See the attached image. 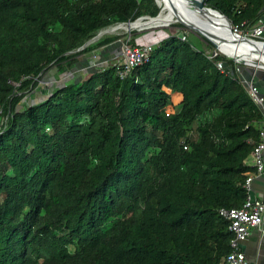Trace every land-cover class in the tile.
Listing matches in <instances>:
<instances>
[{
    "label": "trees",
    "instance_id": "1",
    "mask_svg": "<svg viewBox=\"0 0 264 264\" xmlns=\"http://www.w3.org/2000/svg\"><path fill=\"white\" fill-rule=\"evenodd\" d=\"M205 2L233 27L263 21L264 0ZM161 4L0 0V264H219L231 251L219 209L247 197L264 110L211 41L181 30L124 77L109 62L36 96L47 71L123 37L78 50L100 31Z\"/></svg>",
    "mask_w": 264,
    "mask_h": 264
},
{
    "label": "built area",
    "instance_id": "2",
    "mask_svg": "<svg viewBox=\"0 0 264 264\" xmlns=\"http://www.w3.org/2000/svg\"><path fill=\"white\" fill-rule=\"evenodd\" d=\"M137 20L136 22L141 23L138 27L142 25L145 26L147 23H151L152 17L141 16L140 19ZM233 28L235 32L239 34L264 41V21L254 25L251 29H241L238 26ZM181 38L186 39L187 32L181 34ZM152 49L153 43L149 42H137L134 45L128 41L122 42L120 54L112 60L111 64L115 65L120 76L124 77L136 66L147 61ZM207 55L210 59L218 57L219 55L229 57L217 47L213 51L207 52ZM216 65L220 70L225 71V64L222 59H218ZM238 69L241 70V67L238 66ZM244 83L248 88L250 96L255 102L260 104L264 110V95L261 93L258 84L252 81V79L244 81ZM1 114L2 107L0 105V117ZM252 166L254 169L247 172L244 183L247 190V197L244 203L240 207H221L219 209V214L229 221L228 227L232 232L230 241L231 251L221 259L219 264H249L242 245L249 236L251 229L256 227L264 228V199L252 196L250 193L254 176L264 171V126L260 131V141L256 143L252 149Z\"/></svg>",
    "mask_w": 264,
    "mask_h": 264
},
{
    "label": "crops",
    "instance_id": "3",
    "mask_svg": "<svg viewBox=\"0 0 264 264\" xmlns=\"http://www.w3.org/2000/svg\"><path fill=\"white\" fill-rule=\"evenodd\" d=\"M264 21V15H263ZM123 42V41H121ZM120 41L114 42L107 46L102 47L98 52H94L92 55L81 54L78 56V61L73 66L74 70L63 72L62 76L56 78H62V80H83L91 72L94 71L95 67L99 65H104L111 63L115 57L120 54L121 44ZM147 42V41H146ZM137 43V42H136ZM142 43H145L142 42ZM72 69V68H71ZM53 71L55 69L49 70L47 72V79L53 78ZM241 75L243 81H249L252 79L260 87L261 93L264 95V75L261 73H254L251 68H241ZM264 126V119H263ZM250 193L252 196L264 199V171L260 174H256L251 183ZM242 248L245 251L247 260L249 264H264V228H253L250 231L249 236L244 241Z\"/></svg>",
    "mask_w": 264,
    "mask_h": 264
},
{
    "label": "bare ground",
    "instance_id": "4",
    "mask_svg": "<svg viewBox=\"0 0 264 264\" xmlns=\"http://www.w3.org/2000/svg\"><path fill=\"white\" fill-rule=\"evenodd\" d=\"M163 14L154 21L163 19L170 20L169 14H172L175 21L177 17L188 24L198 28L206 33L217 43L218 48L226 55L234 58L250 62L252 65L264 68V43H251L246 41H234L223 29L222 22L217 16L210 14L198 13L189 4L188 0H162ZM171 22V21H170ZM139 22H136L138 24ZM133 24V26H136ZM150 25V24H148ZM258 61V62H255Z\"/></svg>",
    "mask_w": 264,
    "mask_h": 264
},
{
    "label": "rangeland",
    "instance_id": "5",
    "mask_svg": "<svg viewBox=\"0 0 264 264\" xmlns=\"http://www.w3.org/2000/svg\"><path fill=\"white\" fill-rule=\"evenodd\" d=\"M162 1V0H161ZM157 2L159 4H161L159 2V0H157ZM162 6V4H161ZM161 14H163V8L161 7ZM172 14H169V16ZM140 19V18H139ZM138 19V20H139ZM137 20V21H138ZM143 20V19H141ZM171 21V22H170ZM176 22L178 21H172L171 17L170 20H167L166 18L163 20H159V21H152L151 23H147V25H142L139 26L141 23L139 22L138 24H136L137 27H132L131 25H129V23H121L119 25H114V26H110L106 29H104V33L103 34H114V33H119L122 34L123 37L121 39H119L118 41H124L123 39H129L130 37H135V43L139 42H149V43H153L157 44L161 39L167 37L169 34H176L177 32L179 33L181 30L182 31H186L187 35L190 34V36H194L195 38H199V34L197 32H195L193 29L187 27V26H179L176 25ZM150 24V25H148ZM102 34V35H103ZM201 39V38H200ZM202 40V39H201ZM117 41V42H118ZM203 42V41H202ZM205 44V42H203ZM122 45V42L120 44V46ZM93 54V53H92ZM91 54V55H92ZM247 68H255L251 65H247ZM52 69H55V67H53ZM256 71H264V69H255ZM52 71V70H51ZM48 72V71H47ZM47 72L45 74H43L40 78H39V85H38V94L36 93V96H40L42 93L45 92V90H47L51 85L53 86L54 83L57 82L58 78H56V76H62L63 73H59L58 75L56 74V72L53 71V75L55 76L54 78H49L47 79ZM70 72V70H69ZM59 79H62L59 77ZM81 81V80H80ZM170 93V99L168 101L169 106H171L172 104L176 105L180 99H181V93L177 92V91H171L170 89L168 90ZM30 100L27 98H23L22 99V103L24 105H29Z\"/></svg>",
    "mask_w": 264,
    "mask_h": 264
},
{
    "label": "water",
    "instance_id": "6",
    "mask_svg": "<svg viewBox=\"0 0 264 264\" xmlns=\"http://www.w3.org/2000/svg\"><path fill=\"white\" fill-rule=\"evenodd\" d=\"M189 4L193 7V9H195L198 13H204V14H210L213 16H217L221 22H222V29L230 36L232 37V39H234V41H246V42H251V43H264V41L261 40H257L254 38H250L247 36H244L242 34H239L237 32H235L232 22L231 20L223 13H221L219 10L214 9L212 7H209L206 5L205 0H188ZM162 11V10H161ZM161 11L160 13L155 16L152 17V21L154 19H157L160 15H161ZM140 18V17H139ZM176 21L182 23L184 26H187L191 29H193L195 32H197L199 35L205 37L207 40L211 41L217 48V43L214 39H212L210 36H208L206 33H203L201 30H199L198 28L192 26L191 24L186 23L185 21H183L182 19H179V17H177L175 19ZM151 21V22H152ZM133 24H136V21L133 22H129V25H131L132 27H136L133 26ZM104 33V30L100 31L94 38L90 39L89 41H87L83 46H81L78 50L82 49L83 47H85L88 43L94 41L95 39L99 38L102 34ZM229 58L233 59L234 61H236L237 63H239V65H241L242 67H245L247 65H251L255 68H253L254 73H256L257 71L255 69L259 68V69H264L261 66H257L256 63H253V65L250 62H246V61H241V60H235L234 58L230 57ZM258 62V61H255ZM96 68V67H95ZM74 70V67H72V69H70V71ZM95 71V69H94Z\"/></svg>",
    "mask_w": 264,
    "mask_h": 264
}]
</instances>
